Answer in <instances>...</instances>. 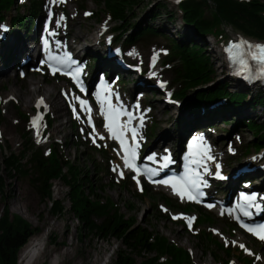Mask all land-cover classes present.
I'll list each match as a JSON object with an SVG mask.
<instances>
[{"label": "rangeland", "instance_id": "rangeland-1", "mask_svg": "<svg viewBox=\"0 0 264 264\" xmlns=\"http://www.w3.org/2000/svg\"><path fill=\"white\" fill-rule=\"evenodd\" d=\"M158 1L165 3L166 8H158L159 13L155 18L147 17ZM30 2L31 0H15V5L6 12L3 24L0 22V35L1 31H4L9 41L8 46L4 49L8 53L11 52L10 46L13 42L18 41L20 43L23 39H26L29 43L31 42L37 52L38 18L35 20L37 24L35 22L31 24L28 33L22 28L14 29L13 32V27L10 29L11 17L16 15L17 11L25 13L26 5ZM40 7L44 9V14L46 12L52 13L53 28L59 29V35L69 34L74 41H79V46L85 45L87 41V39L80 41V37L86 38L90 33L96 34L97 32V50L90 52L81 50L79 52L91 75H94L95 70H109L105 57L117 47L121 48V56L113 58L115 65L119 67L118 59L122 58L125 62L138 65L143 69L141 73L137 71H120L119 77L121 80L116 84V89L124 98L128 99L135 96L138 99L136 101L143 106L147 114V120L142 129V136L146 139V142L161 147L165 142L161 141L160 137L163 134L171 133L175 138L167 143L174 149L178 146L181 148L186 131L193 126H202L203 123L201 122L210 120L202 114L203 119L201 121L194 114L183 112L182 108L175 104L165 105V95L152 94V91H150L154 88V85L156 86V80L162 79L168 83L172 81L174 70L171 68V64L165 65L167 58L165 59L164 51L169 45L166 36L178 37L184 32L181 11L170 0H145L136 6L134 10L135 16L132 20L134 22H147L159 27V35L140 40L132 45L118 43L116 46H112L116 34L114 31L109 30L114 22L109 19L106 11L98 5V0H63L58 5L55 4L52 10L48 5V1L42 0ZM168 11L175 13L174 18L171 20L167 18ZM205 15L211 16L210 8L207 9ZM2 26L4 30L1 29ZM219 28L224 30L222 34H220V31L209 33L201 43L207 45L206 51L213 62L214 74L218 78L217 80L230 81L229 90L233 91L241 85L232 81L228 76L229 69L225 63L221 42L223 39L227 42L240 37H248L259 42H263L264 39L250 37L229 24H222ZM79 32L86 35L78 34ZM189 35L191 36L190 39L194 38L195 41H198L194 31H189ZM9 54L11 55V53ZM152 56L157 62L155 73H150L151 68L154 66L151 62ZM94 57H97L96 59H99V61L95 63ZM37 58H40V55ZM88 59L90 63L87 62ZM20 62L21 59L15 60L12 58L5 61L0 54V64H4L6 67L15 64L7 76L2 77L0 75V173L3 176L4 183L0 193L2 199L0 212L6 202L11 213L26 215L27 218L24 217L33 226L40 227L41 230L37 235H44V249L36 264H53L54 260L58 264H113L116 251L122 247V244L112 236L109 242L105 238L94 234H87L85 237L80 238L79 222L69 209L61 216H54L47 206L48 199L42 198L26 178L22 177L21 174L11 177L6 170L1 169L4 152H9L8 148L16 153L20 152L25 147L24 137L27 132L31 134L35 145L45 152H48L51 141H56L64 156L68 159H74L83 168L90 170V180L96 188V192L102 198H110L122 213L127 216H136V223L148 229H154L166 236L171 242L184 247L188 250L193 264H224V260L227 258H230V264H244L243 262L247 264L249 260H252V264H264V245L261 244L262 242L256 243L250 237V234L234 228L227 216L220 215L214 208L202 212L197 205L184 204L172 198L160 186H153L151 191L145 192V187H137L128 176L120 178L118 172L121 171L122 167L112 142L102 136L100 128L97 130L88 129L83 121L78 118V115L73 116L71 114L74 107H79L78 111L81 113L82 105L80 101L84 96L75 90L73 91L66 80L42 70L33 71L25 65L21 66ZM173 62L174 66L178 64L177 61ZM8 63L9 65H5ZM142 78L147 79V81L145 80V82ZM28 79L40 81L48 90L47 93L51 94L50 99L58 94L60 97L57 100L58 102L51 107L45 103L38 107L35 99L40 94H35L30 98L28 105H24L23 90L27 86L32 87L29 84L27 85ZM171 86L169 85L168 88H175V86ZM12 88L17 89V93L14 95L11 92ZM260 89L264 91V87L259 86H254L247 91L252 94ZM238 90L244 89L239 88ZM68 95L71 96V99L65 102L64 98H67ZM210 107L213 108L214 104ZM238 110V116L249 114L259 122L264 121V106L257 105L254 109L242 106ZM38 111L44 115L41 122L43 132L40 136L34 133L32 123ZM235 116V114H228L225 118H232L233 121ZM219 118L221 117L214 119L216 125L210 131V144L214 147L216 157L222 159L225 166L229 167H227L228 171L231 172L234 167L236 169L241 163L252 162L250 165H253L256 161L263 160L264 149L260 152L250 150L248 155L243 156L244 144L252 138V132L246 126L234 128V123L228 124ZM197 120L200 122L197 123ZM89 135L99 140L93 142L88 137ZM235 154L238 157H235ZM256 172L257 175L261 176L264 174V168L258 167ZM252 177V174L246 175V178ZM256 179L259 182L264 180V176ZM13 186L18 189V193H16ZM222 186L224 188L226 185L223 184ZM68 190L67 185L62 180H54L52 196L62 199L66 207L69 206ZM19 199L27 202L21 211L16 209L14 204V201ZM130 204H132L133 209L129 208ZM157 208L160 211H157ZM174 217L179 218L174 219ZM191 218H194L193 225L189 226L188 221ZM54 234L57 235L56 242L51 241V237H49ZM201 235L209 236L214 242L218 243L216 245L218 247L225 245L229 249V254L215 260L212 255L219 256L221 253L216 251L218 250L217 247L206 253L205 243H202V240L198 238ZM238 237H242L243 242H240ZM23 250L24 248L18 257L20 259L19 264H25L21 257ZM136 260L140 261L141 257L137 256Z\"/></svg>", "mask_w": 264, "mask_h": 264}, {"label": "trees", "instance_id": "trees-1", "mask_svg": "<svg viewBox=\"0 0 264 264\" xmlns=\"http://www.w3.org/2000/svg\"><path fill=\"white\" fill-rule=\"evenodd\" d=\"M144 1L98 0V5L114 22V43L132 45L160 34L159 27L132 20L135 7ZM41 4L42 0H31L26 5L25 13L17 11V14L11 17L12 32L18 28H30L34 18L42 12ZM14 5L15 0H0V21L5 20L6 12ZM160 7L166 8V4L158 1L147 17H157ZM208 8L211 9L210 17L205 15ZM178 9L181 11L184 32L178 37L166 36L169 45L165 64H171L174 70V77L170 82L175 86L173 98L180 102L183 112L194 114L196 117L203 114L210 118L201 122L203 124L214 125V119L221 117L219 119L227 121L228 124L234 123V128L246 126L252 132V138L244 144V153L259 150L264 147V121L259 122L249 114L238 116V109L242 106L253 109L257 105L264 106V91L260 89L249 94L247 89L229 90L230 81L217 80L213 62L206 51L207 45L201 42L209 33L220 31L222 34L224 30L219 28L222 24H229L251 37L264 39V0H184L178 5ZM174 16L173 11H168V19L171 20ZM187 29L194 31L198 41L190 39ZM0 46L2 59L9 60L11 55L4 50L8 41L0 40ZM95 58L97 57H94V61H98ZM173 61L178 64L174 66ZM219 101L222 104L210 107ZM228 114L236 115L233 121L232 118H225ZM52 144L54 145L51 146ZM24 146L18 153L11 148H8L9 152H4L1 169L6 170L11 177L21 174L26 178L42 198L48 199L47 206L54 216H61L69 209L79 222L80 238L87 234L100 236L108 242L111 236L117 238L122 247L116 251L113 264H193L188 250L184 247L171 242L158 231L136 223V216L122 213L110 198H102L90 180V170L83 168L74 159L64 156L56 141H51L49 152L46 153L35 145L31 134L27 132ZM56 179L62 180L69 189L68 207L62 199L52 196V186ZM3 187V176L0 173V193ZM151 190V186H145V192ZM129 208L133 209L132 204ZM199 209L206 212L202 208ZM157 211L160 210L157 208ZM40 230V227L33 226L21 214L11 213L8 203L5 202L0 212V264H18L21 249ZM49 237L51 241L56 242V234ZM198 238L205 243L206 253L217 247L216 251L221 255L212 253L215 260L229 254L227 247L216 246L218 243L209 236L201 235ZM137 256L141 257L140 261L136 260ZM228 259H225L224 263H227ZM247 264H252L251 260Z\"/></svg>", "mask_w": 264, "mask_h": 264}, {"label": "bare ground", "instance_id": "bare-ground-1", "mask_svg": "<svg viewBox=\"0 0 264 264\" xmlns=\"http://www.w3.org/2000/svg\"><path fill=\"white\" fill-rule=\"evenodd\" d=\"M98 32H99V30H98ZM78 34H82L83 36L86 35L85 33L83 34V32H79ZM97 37H98L97 36V32H96V34L90 33L88 36H86V38L85 37H80L79 38L80 41L83 40V39H85V40L87 39L85 45H82L83 50H86L88 52L96 51L97 50V47H96L97 46L96 45ZM10 49H11V52H9V53H11L12 59L20 60L22 58H25L26 60H25L24 64H28L31 61H34L35 59H37V53L34 51L33 45H31V42L29 43L26 39L21 40L20 43H18V41L17 42H13V44L10 46ZM24 64H21V66L24 65ZM5 65H9V63L5 64ZM14 65L15 64L6 67V66H4V64L3 65L0 64V75L2 77L7 76L9 71L11 70V68L14 67ZM112 66H114V65L112 64ZM115 66H117V65H115ZM156 66L157 65L155 64L151 68V72L150 73H155L157 71L156 70V68H157ZM145 80L146 79H144V81ZM28 84L30 86H32V87H28L27 86L26 89L23 90L22 98H23L24 105L27 106L29 101H30V98L32 96H34L35 94H40V95H38L39 97H37L35 99V101H37L38 99H43L45 101V104H49L50 107L52 105H55L56 102H58L57 100H59V98H60L59 95L57 94V95H55V97L53 99H50L51 94L47 93L48 90L42 85V83L40 81L28 79L27 85ZM11 92L14 95V94L17 93V89L16 88H12ZM69 99H71L70 95H68L67 98H64V101L66 102V100H69ZM41 132H43V131H42L41 126H40V128L38 127V129L35 131V134H37V136H40ZM174 138H175V136L173 134H171V133L170 134L169 133L163 134L160 137V140L165 142L162 146H166L165 148L169 149L170 146H169V144L167 142L168 141H173ZM212 159H215L214 158V154H212ZM229 174H230L229 175V180L230 181L232 180V183L230 184V186H232L233 184H239L241 182L240 176L237 175L238 173L236 172L235 167L232 169L231 172L229 171ZM256 178H260V177L258 176ZM257 183H259V185H264V180L263 181H259ZM13 187L16 190V193H18V189L15 186H13ZM14 202H15L14 204H15L16 209H18L20 211L25 206V204L27 203L25 201H22L21 199L16 200ZM218 210H219V208H218ZM24 216L27 218L26 215H24ZM54 226H55V224H54ZM43 237H44V235H42V234L36 235V236L32 237L27 242V244L25 245L24 250H23V252L21 254L22 260L25 262V264H36V261H37L38 257L43 253V249H44L43 248V243H44V238ZM238 240L240 242H243L242 241L243 240L242 237H240V238L238 237ZM53 264H58V262H56V260H54Z\"/></svg>", "mask_w": 264, "mask_h": 264}, {"label": "snow or ice", "instance_id": "snow-or-ice-1", "mask_svg": "<svg viewBox=\"0 0 264 264\" xmlns=\"http://www.w3.org/2000/svg\"><path fill=\"white\" fill-rule=\"evenodd\" d=\"M59 2H63V0H59ZM61 19H63V17H61ZM45 43H47V41H45ZM234 48H245L247 49V51H241L239 53L240 56V63L242 64V66L247 67V61L245 59V57L256 61L257 63H259L260 65L264 66V46L261 45H234ZM59 69L56 67L52 68L53 74H55L56 71H58ZM262 72H264V67H262L261 69ZM75 78V77H74ZM83 90V89H81ZM40 103H43V100L40 101ZM81 105H84L85 107L87 106V102L81 100L80 101ZM39 107V104H38ZM90 111V109H89ZM121 113L118 109L114 108L111 103L109 102L108 104V124L106 125L108 131L112 134V138L117 139L120 141L121 146L124 148V152L125 155L123 157L124 159V164L126 167L131 168L135 171H139V169L136 168L135 164H134V160H135V150L133 148H131L124 136L125 133L124 131H122L121 129L123 128V125L120 124L119 122V117H120ZM129 115V121L128 123H131V114ZM41 119V117H36L33 120V124L36 125L37 121ZM130 131L133 134V138H135L136 135V129H130ZM39 134V133H38ZM101 139H103V137H100ZM193 144H196V141H193ZM138 146V145H137ZM204 155H207V150H205ZM208 159H211V156L207 157ZM193 163H200V161H193ZM153 175H155L156 173H152ZM121 175H123V173L121 172ZM161 184H166V185H170L174 190H176L177 194L181 196V198H183L184 196H187L189 199H193L194 197L192 196L191 192L189 191V184L193 187H195V185L197 184V180L195 179H191L189 178L188 180H184V179H171V180H160L158 181ZM246 200H251L254 201L256 199L255 196L252 197H245ZM245 215H249L248 212H245ZM175 218H179V217H174ZM194 219V218H193ZM189 226H191V219H189ZM244 227L247 228L248 231L253 232L254 234H257L259 236L260 239H264V227H261L259 229H255V228H249L247 225H243ZM241 247H243V245H241Z\"/></svg>", "mask_w": 264, "mask_h": 264}]
</instances>
